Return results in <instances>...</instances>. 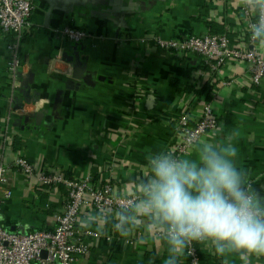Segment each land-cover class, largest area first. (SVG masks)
Listing matches in <instances>:
<instances>
[{"label":"crops","instance_id":"0c3cea01","mask_svg":"<svg viewBox=\"0 0 264 264\" xmlns=\"http://www.w3.org/2000/svg\"><path fill=\"white\" fill-rule=\"evenodd\" d=\"M238 9L237 0H35L19 48L24 65L20 89L24 84L25 94L17 90L12 101L7 69L12 36L0 29V161L10 165L16 153H23L42 171L90 175L94 184L110 179L115 192L149 152L178 141L181 114L196 117L209 102L218 124L239 132L238 166L264 196V86L248 83L243 64L226 63L219 81L207 88L209 79L198 70V57L155 40L206 30L232 39L240 25ZM64 28L88 36L72 42L58 34ZM257 49L264 56V47L257 43ZM63 52L80 55L91 75L88 82L51 71L53 58ZM55 65L64 69L68 63ZM30 75L29 82L24 77ZM225 80L231 84L223 85ZM33 98L42 101L40 109L45 111L36 124L30 111ZM10 106L22 107V114H10ZM8 177L11 196L0 207V224L18 233L52 229L65 188L39 189L33 176L13 167ZM87 241L89 253L76 264H162L163 250L147 240L126 242L98 233ZM197 248L202 264H224L205 246ZM183 264H188L187 256ZM228 264L241 262L231 257Z\"/></svg>","mask_w":264,"mask_h":264},{"label":"clouds","instance_id":"9594fccd","mask_svg":"<svg viewBox=\"0 0 264 264\" xmlns=\"http://www.w3.org/2000/svg\"><path fill=\"white\" fill-rule=\"evenodd\" d=\"M249 38L264 47V0H237ZM239 132L221 122L203 138L187 136L184 152H149L140 169L111 194V208L77 218L82 231L158 244L162 264H183L200 244L224 264L264 259V196L238 166ZM142 238V239H141Z\"/></svg>","mask_w":264,"mask_h":264},{"label":"built area","instance_id":"2783aa9c","mask_svg":"<svg viewBox=\"0 0 264 264\" xmlns=\"http://www.w3.org/2000/svg\"><path fill=\"white\" fill-rule=\"evenodd\" d=\"M35 10V0H0V29L12 36L9 45V59L7 62L8 74L11 78L12 101L17 90L20 89V77L24 74V65L19 54L20 44L30 26V18ZM240 25L233 33L231 39L227 33H211L206 30L200 35H187L181 39L162 40L155 38L157 43L176 52L195 55L200 59L204 75L208 80L207 88L213 87L220 79L221 68L226 63L234 65L243 64L245 77L250 85L264 86V56L257 49V42L252 41L245 27L246 20L242 17L240 9ZM72 42H79L88 35L79 29L64 28L58 33ZM62 60V54H57L50 65L53 72L71 75V64L64 69L58 68L55 63ZM229 86L230 80L222 81ZM9 101V102H10ZM11 103V102H10ZM33 113L42 106V101H30ZM24 107V106H23ZM10 114H22V107L10 106ZM218 125L217 115L213 112L211 104L204 102L201 113L192 116L185 112L178 117L176 130L178 141L170 148L178 154H183V140L187 136L201 138L212 127ZM13 167L16 171L33 176L38 188L45 186L65 188L66 194L61 209L55 214V224L52 229L36 230L27 233H18L8 230L0 224V264H76L78 260L89 253L87 239L96 238L97 232L82 231L77 226V218L87 210L111 208L114 186L110 179L94 184L92 176L83 178L66 176L61 169L42 171L28 162L23 153H16L10 165L0 161V207L11 196L8 188V173ZM188 264H202L197 244L190 246Z\"/></svg>","mask_w":264,"mask_h":264},{"label":"water","instance_id":"95a60500","mask_svg":"<svg viewBox=\"0 0 264 264\" xmlns=\"http://www.w3.org/2000/svg\"><path fill=\"white\" fill-rule=\"evenodd\" d=\"M62 60L71 64V69H72L71 76H72V78L88 82L87 79H89L91 77V75L89 73H87L86 63L81 60L80 55L77 52H74L72 55H70L66 52H63L62 53ZM24 78H25V80L30 82L31 75L29 76V78H27V77H24ZM23 88H24V84H23L22 88L20 89V91L23 94H25V89H23ZM26 101H28V100H26ZM33 101H36L35 98H33ZM44 113H45L44 109H40V110L33 113L35 124L40 123L42 121V119L44 117Z\"/></svg>","mask_w":264,"mask_h":264},{"label":"trees","instance_id":"16d2710c","mask_svg":"<svg viewBox=\"0 0 264 264\" xmlns=\"http://www.w3.org/2000/svg\"><path fill=\"white\" fill-rule=\"evenodd\" d=\"M210 32H211V33H217V32H215V31H213V30H210Z\"/></svg>","mask_w":264,"mask_h":264}]
</instances>
